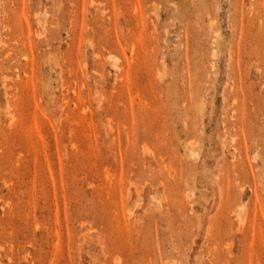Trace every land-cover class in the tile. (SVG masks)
I'll list each match as a JSON object with an SVG mask.
<instances>
[{
  "label": "rangeland",
  "instance_id": "1",
  "mask_svg": "<svg viewBox=\"0 0 264 264\" xmlns=\"http://www.w3.org/2000/svg\"><path fill=\"white\" fill-rule=\"evenodd\" d=\"M0 264H264V0H0Z\"/></svg>",
  "mask_w": 264,
  "mask_h": 264
}]
</instances>
